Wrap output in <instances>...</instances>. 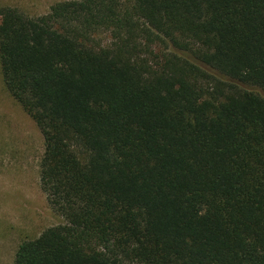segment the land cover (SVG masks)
I'll return each mask as SVG.
<instances>
[{
  "label": "trees",
  "instance_id": "16d2710c",
  "mask_svg": "<svg viewBox=\"0 0 264 264\" xmlns=\"http://www.w3.org/2000/svg\"><path fill=\"white\" fill-rule=\"evenodd\" d=\"M0 64L65 222L14 264H264V0L6 6Z\"/></svg>",
  "mask_w": 264,
  "mask_h": 264
},
{
  "label": "rangeland",
  "instance_id": "374dc122",
  "mask_svg": "<svg viewBox=\"0 0 264 264\" xmlns=\"http://www.w3.org/2000/svg\"><path fill=\"white\" fill-rule=\"evenodd\" d=\"M81 0H0L32 17L49 13L59 3ZM100 33L101 44L111 42ZM44 139L36 123L7 91L0 64V264H14L18 247L38 239L64 219L50 209L40 187Z\"/></svg>",
  "mask_w": 264,
  "mask_h": 264
}]
</instances>
